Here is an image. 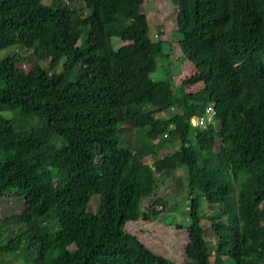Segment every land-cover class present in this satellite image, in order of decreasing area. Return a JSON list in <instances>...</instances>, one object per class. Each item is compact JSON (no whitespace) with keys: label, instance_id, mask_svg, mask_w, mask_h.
Here are the masks:
<instances>
[{"label":"trees","instance_id":"16d2710c","mask_svg":"<svg viewBox=\"0 0 264 264\" xmlns=\"http://www.w3.org/2000/svg\"><path fill=\"white\" fill-rule=\"evenodd\" d=\"M168 1L191 65L182 91L149 76L165 30L149 37L145 15L163 0H0V49L13 48L0 59V252L175 264L163 232L181 229L178 264H264V0ZM124 124L151 145H123ZM163 133L177 146L155 147ZM169 171L186 179V223L150 237Z\"/></svg>","mask_w":264,"mask_h":264},{"label":"rangeland","instance_id":"374dc122","mask_svg":"<svg viewBox=\"0 0 264 264\" xmlns=\"http://www.w3.org/2000/svg\"><path fill=\"white\" fill-rule=\"evenodd\" d=\"M52 2V0H41L42 3ZM65 1H74V0H65ZM162 9L165 11L163 14H156L154 9H151L146 12V25H147V35L149 37L153 36L154 32L157 31L158 33L165 30L161 35L162 39L159 45V55L154 57L156 67L154 70L149 73V76L152 79H163L169 83L171 87H177L181 91L184 89L186 90L187 86H180L181 79L190 72V63L186 61L183 56L181 55L179 49L177 48V40L179 38V34L171 27V22L175 16V7L170 4V1L163 0ZM160 12V11H159ZM13 48L5 47L0 49V59L9 55ZM32 58L31 53L28 54L25 60L19 61L18 65H28L29 60ZM58 66V65H57ZM173 109H164L163 111L155 113V116H168ZM2 115L8 116L9 113L6 111L1 112ZM215 126L216 123L213 122ZM121 135L122 144L128 146L130 149H141L144 150L151 145V142L147 140L143 134V130L140 128L130 127L128 124H124L123 127L119 130ZM163 133L162 135L158 136L154 141V146L157 148L160 147H175L177 146L178 140H166V137ZM217 142V139L216 141ZM216 147L214 146L213 149ZM154 157L145 152L144 154V161L150 162ZM169 178L171 183L164 184L161 188L162 193L158 196L153 194L149 202L155 200V203L151 202L150 211L147 214L150 215L151 211L155 212L156 214L149 216V223L145 226V234L150 235V237L154 234L160 233V229L158 228L157 224H165L167 222H177L179 224H185V216H186V179L184 176H179V172L177 171H169L168 172ZM156 176V174H155ZM159 197L157 200L156 198ZM91 205L93 208L96 207L98 199L97 196H92L90 199ZM202 208H206L202 204ZM2 206L0 205V213L3 212ZM2 210V211H1ZM207 212V211H206ZM1 225V222H0ZM146 228L148 230H146ZM212 231L213 229L209 225V237L212 238ZM164 238L165 240L162 241V250L167 252L164 256L171 260L173 263L178 264L181 262V246L179 247L178 237L182 235V230L177 229L173 231H164ZM183 240V237L181 238ZM14 251H18L15 249ZM0 258L3 260L8 259L7 264H20L21 258L17 255L12 254L11 256L5 253L0 252ZM31 258H29L28 263L30 264ZM183 264H188L187 262L183 261ZM209 264H212V257L209 256ZM225 264H230L226 262Z\"/></svg>","mask_w":264,"mask_h":264},{"label":"built area","instance_id":"2783aa9c","mask_svg":"<svg viewBox=\"0 0 264 264\" xmlns=\"http://www.w3.org/2000/svg\"><path fill=\"white\" fill-rule=\"evenodd\" d=\"M194 118H198V115H195V114H190L188 116V119H187V122L189 123V125L192 127V121L194 120ZM206 124V123H205ZM192 131H193V128H192Z\"/></svg>","mask_w":264,"mask_h":264},{"label":"bare ground","instance_id":"6f19581e","mask_svg":"<svg viewBox=\"0 0 264 264\" xmlns=\"http://www.w3.org/2000/svg\"><path fill=\"white\" fill-rule=\"evenodd\" d=\"M209 107H211V106H209ZM204 115H205V113H204ZM201 116H203V115H201ZM211 117H212V116H211ZM198 118H199V116H198ZM206 119L209 120L210 118H209L207 115H205V120H206ZM194 120H195V118H194ZM194 120H193V121H194ZM193 121H192V125H193ZM204 122H205V121H204ZM197 124H198V123H196V124H194V125H197ZM198 125H202V124H198Z\"/></svg>","mask_w":264,"mask_h":264}]
</instances>
